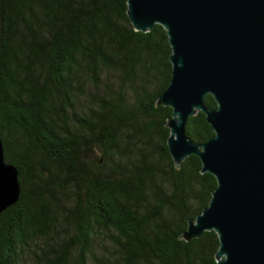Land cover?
<instances>
[{
  "label": "trees",
  "instance_id": "trees-1",
  "mask_svg": "<svg viewBox=\"0 0 264 264\" xmlns=\"http://www.w3.org/2000/svg\"><path fill=\"white\" fill-rule=\"evenodd\" d=\"M171 52L164 26L134 28L128 0H0V134L21 184L0 264H218L216 231L183 237L217 178L171 155ZM205 116L187 122L199 143Z\"/></svg>",
  "mask_w": 264,
  "mask_h": 264
},
{
  "label": "water",
  "instance_id": "water-1",
  "mask_svg": "<svg viewBox=\"0 0 264 264\" xmlns=\"http://www.w3.org/2000/svg\"><path fill=\"white\" fill-rule=\"evenodd\" d=\"M134 28L167 31L172 78L158 103L170 106L168 146L177 165L191 154L217 178L209 205L189 221L187 240L217 232L218 264H264V0H128ZM211 94L216 108L205 104ZM204 112L214 134L187 133ZM21 195L18 168L0 134V215Z\"/></svg>",
  "mask_w": 264,
  "mask_h": 264
}]
</instances>
